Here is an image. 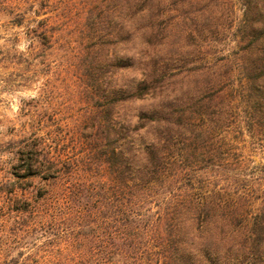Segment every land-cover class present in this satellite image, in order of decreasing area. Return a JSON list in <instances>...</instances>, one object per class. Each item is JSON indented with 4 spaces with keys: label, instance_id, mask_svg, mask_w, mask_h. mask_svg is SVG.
I'll use <instances>...</instances> for the list:
<instances>
[{
    "label": "rangeland",
    "instance_id": "374dc122",
    "mask_svg": "<svg viewBox=\"0 0 264 264\" xmlns=\"http://www.w3.org/2000/svg\"><path fill=\"white\" fill-rule=\"evenodd\" d=\"M130 1L125 9L122 0H0V264H55L70 249L105 239L95 235L71 244L32 211L44 193L39 177L14 188L6 182L14 178L10 150L20 139L44 136L55 156L65 159L91 153L76 128L83 127L82 139L91 112L104 100L90 99L80 60L101 46L110 58L120 56L123 24L134 29L132 50L149 48V38L154 43L163 94L176 98L190 118L170 152H182L185 163L198 169L203 190L242 196L251 220L264 219V117L251 108L242 72L250 45L247 0H149L141 12L136 9L143 0ZM109 75L113 85L122 82L119 72ZM158 99L147 94L128 110L137 113ZM48 131L55 132L54 141ZM18 207L25 208L20 217L13 210ZM255 254L194 264H264V253L260 260Z\"/></svg>",
    "mask_w": 264,
    "mask_h": 264
},
{
    "label": "trees",
    "instance_id": "16d2710c",
    "mask_svg": "<svg viewBox=\"0 0 264 264\" xmlns=\"http://www.w3.org/2000/svg\"><path fill=\"white\" fill-rule=\"evenodd\" d=\"M148 2L143 0L136 12ZM122 6L131 7V1L122 0ZM246 7L244 32L250 45L242 58V72L251 108L264 117V0H247ZM120 31V56L110 58L101 46L80 60L90 99L104 100L91 112L82 139L83 127L76 128L78 139L91 153L57 157L44 136L31 142L20 139L10 150L14 178L6 183L14 188L30 177L43 181L42 202L32 211L54 223L56 234L72 238L71 244L92 241L95 235L105 238L98 246L70 249L55 264L221 263L240 252L256 253L260 260L264 219L251 220L242 196L234 200L229 193L203 190L198 169L185 163L182 152H170L190 118L176 98L167 100L163 94L164 78L151 39L146 41L151 50H132L129 40L134 29L123 24ZM41 33L46 38L47 32ZM131 69L134 74L127 78ZM114 71L122 74L118 86L108 76ZM147 94L159 96L158 101L129 112L128 106ZM48 133L54 141L55 132ZM13 210L20 217L25 208Z\"/></svg>",
    "mask_w": 264,
    "mask_h": 264
}]
</instances>
